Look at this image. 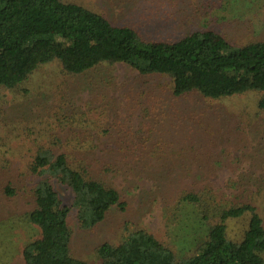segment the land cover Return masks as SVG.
<instances>
[{
  "label": "trees",
  "instance_id": "16d2710c",
  "mask_svg": "<svg viewBox=\"0 0 264 264\" xmlns=\"http://www.w3.org/2000/svg\"><path fill=\"white\" fill-rule=\"evenodd\" d=\"M50 62L59 63L69 76L82 75L101 64L123 63L141 75L167 78L168 85L163 88L167 93L156 92L151 98L136 92L130 100L126 96L121 104L125 115L111 124L103 121L106 110L102 106L70 111L62 107L66 102L52 109L53 120L45 116L42 124H37L38 120L24 123V141L19 149H26L28 154L21 161L38 177L32 190L33 208L26 217L39 230V236L22 249L24 264H89L70 252L69 212L74 209L79 225L88 228L104 220L113 206L124 207L118 191L93 178L92 171L102 163L127 172L134 171L133 165L142 164L146 170L158 148L180 145L179 140L189 142L195 120L192 111H186L188 99L220 100L263 92L257 108L264 116V40L233 46L213 30H195L174 40H149L134 28L114 25L102 14L76 3L0 0V87L30 96L24 83ZM52 88L45 86L43 91ZM164 99L168 106L163 107ZM134 106L148 108L136 143L139 154L127 139L136 134L128 117ZM193 127L198 128L196 123ZM218 131L201 133L210 137ZM94 137L109 139L98 146L92 144ZM100 146L110 161L102 162L103 156L97 151ZM213 159L211 155L210 161ZM10 162L6 159L4 163ZM51 180L71 190L70 205L62 203ZM5 193L12 196L15 190L7 184ZM179 200L199 203L200 196L189 192ZM212 211L203 212L206 233L188 254L177 257L170 246L137 228L117 245H99V264H264V223L257 208L237 202ZM245 215L246 228L235 237L229 222Z\"/></svg>",
  "mask_w": 264,
  "mask_h": 264
},
{
  "label": "rangeland",
  "instance_id": "374dc122",
  "mask_svg": "<svg viewBox=\"0 0 264 264\" xmlns=\"http://www.w3.org/2000/svg\"><path fill=\"white\" fill-rule=\"evenodd\" d=\"M63 1L98 12L114 25L132 27L149 40H174L195 30H213L233 46L264 40V0ZM167 81L164 76L141 75L123 63L101 64L82 75L69 76L59 63L50 62L24 83L30 96L0 87V264H24V245L39 236L38 228L26 217L33 208L32 190L38 177L26 170L21 161L28 154L26 149H19L24 141V123L38 120L37 124H42L45 116L53 120L52 109L57 103L66 102L62 107L70 111L102 106L108 117L103 113V121L111 124L113 119L119 120V115H125L121 104L126 102V96L129 100L136 92L147 93L151 98L156 92L165 96ZM45 86L54 88L43 91ZM262 95L263 92H247L220 100L190 98L186 111H192L198 128L193 127L195 123L191 125L189 142L179 140L183 148L179 144L169 145L166 150L158 148L146 170L142 164L133 165L132 172L120 166L110 167V163L99 164L92 177L115 188L124 207L113 206L104 220L88 228L79 225L72 209L68 215L71 254L89 264H99V245H117L128 232L141 228L181 257L203 239L207 230L202 218L205 210L211 214L214 209L237 202L253 204L264 223V116L257 108ZM162 103L163 107L168 106L166 99ZM131 113L128 117L136 134L127 139L139 154L136 143L140 141L141 123L148 108L134 106ZM204 124L206 128H202ZM213 129L219 131L204 136ZM106 139L109 138L94 137L92 144L99 146ZM97 148L102 162L110 161L103 147ZM123 149L133 157L126 147ZM6 159H10L9 165L4 163ZM103 165L107 168L102 169ZM51 181L62 203L70 205L71 190ZM7 184L15 190L14 195H6ZM189 192L199 194V203L179 200ZM247 220L248 215L231 220L232 235L239 237Z\"/></svg>",
  "mask_w": 264,
  "mask_h": 264
}]
</instances>
